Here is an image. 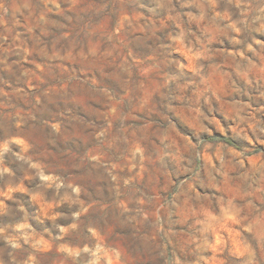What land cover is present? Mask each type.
Here are the masks:
<instances>
[{
    "label": "rangeland",
    "instance_id": "374dc122",
    "mask_svg": "<svg viewBox=\"0 0 264 264\" xmlns=\"http://www.w3.org/2000/svg\"><path fill=\"white\" fill-rule=\"evenodd\" d=\"M0 264H264V0H0Z\"/></svg>",
    "mask_w": 264,
    "mask_h": 264
},
{
    "label": "trees",
    "instance_id": "16d2710c",
    "mask_svg": "<svg viewBox=\"0 0 264 264\" xmlns=\"http://www.w3.org/2000/svg\"><path fill=\"white\" fill-rule=\"evenodd\" d=\"M222 142L228 144V145H233L232 141L227 139V138H220Z\"/></svg>",
    "mask_w": 264,
    "mask_h": 264
}]
</instances>
